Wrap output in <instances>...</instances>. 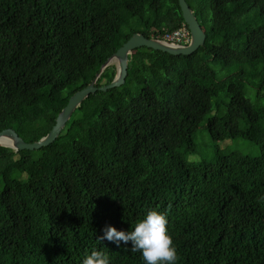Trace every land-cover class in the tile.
Here are the masks:
<instances>
[{"label":"trees","instance_id":"1","mask_svg":"<svg viewBox=\"0 0 264 264\" xmlns=\"http://www.w3.org/2000/svg\"><path fill=\"white\" fill-rule=\"evenodd\" d=\"M186 2L203 48L136 49L125 84L91 95L53 144L0 147V264H82L93 250L143 264L130 242L97 237L106 225L131 231L150 210L166 216L177 264H264V0ZM183 26L178 0H0V132L39 141L133 35ZM201 127L259 155L190 163Z\"/></svg>","mask_w":264,"mask_h":264},{"label":"water","instance_id":"2","mask_svg":"<svg viewBox=\"0 0 264 264\" xmlns=\"http://www.w3.org/2000/svg\"><path fill=\"white\" fill-rule=\"evenodd\" d=\"M185 24L187 25L191 40L187 46L166 42L161 39L145 38L142 34L133 35L105 64L102 65L96 74L93 82L85 89L75 93L67 106L61 111L56 119V124L48 135L35 143H26L13 129H7L0 132V147L19 151H38L41 148L53 144L64 130L67 122L71 119L76 109L91 95L97 92H108L109 90L119 88L126 82L128 75L129 57L136 49L148 48L154 51H160L172 56H190L203 48L206 42V34L200 26L194 12L187 4L186 0H178ZM111 66L116 67V75L113 81L104 87H98L97 83L104 72Z\"/></svg>","mask_w":264,"mask_h":264},{"label":"clouds","instance_id":"3","mask_svg":"<svg viewBox=\"0 0 264 264\" xmlns=\"http://www.w3.org/2000/svg\"><path fill=\"white\" fill-rule=\"evenodd\" d=\"M167 225L168 221L163 213L150 210L131 231L106 225L102 236L97 238L113 242L117 246L130 242L131 251L141 254L143 264H177V251ZM82 264H110V258L101 251L93 250L85 256Z\"/></svg>","mask_w":264,"mask_h":264},{"label":"rangeland","instance_id":"4","mask_svg":"<svg viewBox=\"0 0 264 264\" xmlns=\"http://www.w3.org/2000/svg\"><path fill=\"white\" fill-rule=\"evenodd\" d=\"M233 88L241 95L246 94L245 96L247 99L253 102L256 101V91L253 87L246 88L243 83L237 81L234 83ZM225 111L226 110L221 107V112L225 113ZM195 144L197 153L190 154L186 158L188 162L195 164L201 162H211L218 150H220L223 154L237 152L253 157L259 155V150L255 144L244 140L218 141L214 135L208 133L203 127L198 130L195 136Z\"/></svg>","mask_w":264,"mask_h":264},{"label":"built area","instance_id":"5","mask_svg":"<svg viewBox=\"0 0 264 264\" xmlns=\"http://www.w3.org/2000/svg\"><path fill=\"white\" fill-rule=\"evenodd\" d=\"M157 39H161L166 42L173 43V44L187 46L190 43L191 36H190L189 29L183 26L182 28L178 30L168 32L164 34L162 38H157Z\"/></svg>","mask_w":264,"mask_h":264}]
</instances>
